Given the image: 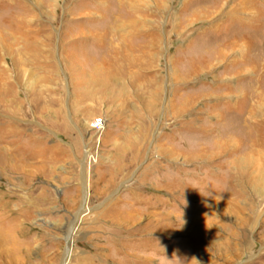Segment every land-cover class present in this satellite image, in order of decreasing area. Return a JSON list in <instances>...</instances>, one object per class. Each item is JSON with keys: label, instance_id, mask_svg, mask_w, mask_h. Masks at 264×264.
Returning a JSON list of instances; mask_svg holds the SVG:
<instances>
[{"label": "rangeland", "instance_id": "rangeland-1", "mask_svg": "<svg viewBox=\"0 0 264 264\" xmlns=\"http://www.w3.org/2000/svg\"><path fill=\"white\" fill-rule=\"evenodd\" d=\"M240 1L0 0V264H264V190L179 152L264 93L256 50L188 74Z\"/></svg>", "mask_w": 264, "mask_h": 264}, {"label": "bare ground", "instance_id": "bare-ground-1", "mask_svg": "<svg viewBox=\"0 0 264 264\" xmlns=\"http://www.w3.org/2000/svg\"><path fill=\"white\" fill-rule=\"evenodd\" d=\"M222 1L223 0H213V3H210L211 9L210 10L207 9V14H217L221 12L223 10L222 9L223 4H221ZM198 4L200 3L198 2ZM198 4H195L196 8ZM257 4H258V0H241L239 8L237 7L235 9L225 12V14H228L227 16L230 17L229 24L232 25V28L237 24L240 28L235 29L234 27V29L230 30L229 28L231 27L226 26L225 28L226 33L223 34V36L221 37L219 36L214 40L211 39V41H213V43H211V47H209L210 44L205 46L204 49L206 50L205 53L200 54L198 56L192 54L191 57H187L186 60L189 65L188 74L190 76H193L194 73H197V71L201 69H208L210 65L212 66L213 62L221 63L223 61H227L228 64L233 65L234 63H237V65H240V61H238L234 56L232 58L229 57V55L233 51H237V52H241V51L244 52L245 50L248 52L250 51L252 52L254 50L258 51L253 57V59L249 58L250 60H248V58L247 59L244 58L243 60H241V63L243 64V66H245V68H248L249 66L251 67L257 66L254 69H258V64L260 63V60L264 55V52H262L263 49H261V45H260V44H264V17L261 18L262 19L261 21L259 19L258 21L256 20V17L258 15V10L256 8ZM193 12L195 11L193 10ZM245 15H248L251 18V20H249L251 24L250 30L241 29V25H243L244 27L245 24L247 23L246 20L247 18L244 17ZM228 29L230 30V32ZM259 77H257V79ZM219 80L221 79L219 78ZM251 85L254 84L251 83ZM256 90L253 87L251 91L252 93L249 96H247L248 103L245 102L242 108L241 107L232 108L229 104L227 105L226 101H225L226 103L224 104L228 110L233 109L235 111L232 113H234L237 116V118L241 121V123L244 125V127H246V131L244 130L243 132L240 131L239 129L232 127L225 128L222 129V131H220V133L217 134L216 136L210 134L211 136L209 139L210 140L209 143L206 146H200L199 144H197L198 142L196 143L197 140H195L194 136L195 134L196 135L200 134V132L204 130L194 129L191 131H195L194 132L195 134H190L186 136L187 139L183 138L184 140L180 142L179 152L183 155L185 161H193L195 159H201L205 167L209 165L208 164L209 160L212 159L213 157L226 155L228 156L226 162L224 163L226 174L222 178H224V180L227 183L230 181V178L232 177H240L245 179V181H248L253 190L263 191L264 190V127L260 126L259 128L258 127L256 128L255 127L256 121L254 120V118L257 116V111H260V104L262 102L258 105H256L255 102L253 103L249 102L250 99L251 101L252 99L253 100L255 99L254 101L257 100L258 103L260 102V100H262L264 93L262 94V90L259 92H257ZM206 92L207 89L205 93ZM206 94L209 95L208 92ZM219 94L220 93L218 94L216 93L215 95L221 98L220 96L225 95L226 93L222 95ZM224 98H226V96ZM193 100L194 99L192 98L191 100L189 99L190 104H193ZM207 137L209 136L207 135ZM230 160L231 163L233 161V164L235 166V171H231V168L229 167ZM175 183L179 184L178 178L175 179ZM231 193L235 195L234 192ZM230 198L234 202H236L237 200L236 195ZM167 227L168 226H165L164 229H162L163 226H160L159 229L166 230Z\"/></svg>", "mask_w": 264, "mask_h": 264}, {"label": "built area", "instance_id": "built-area-1", "mask_svg": "<svg viewBox=\"0 0 264 264\" xmlns=\"http://www.w3.org/2000/svg\"><path fill=\"white\" fill-rule=\"evenodd\" d=\"M99 124V122L98 121H96L95 123H94V125H98Z\"/></svg>", "mask_w": 264, "mask_h": 264}]
</instances>
